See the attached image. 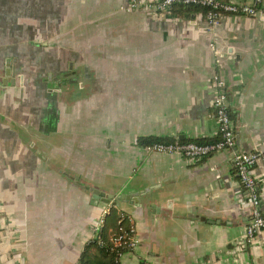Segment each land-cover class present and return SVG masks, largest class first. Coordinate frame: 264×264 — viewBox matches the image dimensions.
Listing matches in <instances>:
<instances>
[{"label": "crops", "instance_id": "0c3cea01", "mask_svg": "<svg viewBox=\"0 0 264 264\" xmlns=\"http://www.w3.org/2000/svg\"><path fill=\"white\" fill-rule=\"evenodd\" d=\"M225 1L258 13L209 27L132 0H0V264H77L106 210L110 229L117 211L140 239L120 264H264L230 151L138 143L218 139V75L238 149L264 153V0ZM252 174L264 211L263 158Z\"/></svg>", "mask_w": 264, "mask_h": 264}, {"label": "built area", "instance_id": "2783aa9c", "mask_svg": "<svg viewBox=\"0 0 264 264\" xmlns=\"http://www.w3.org/2000/svg\"><path fill=\"white\" fill-rule=\"evenodd\" d=\"M175 5L183 6H203L209 7V11L204 16L205 22L209 27L216 26L228 14H244L249 16H256L258 11L255 7L245 3H237L234 1L225 0H157L149 2L146 0H132L129 4V9L145 8L158 15L170 16L172 15ZM215 95L213 99V108L218 124V140L215 142L200 143L197 141L190 142H170V143H154L147 146L148 150L159 152H178L189 158H205L213 153L228 150L231 154L233 165L236 169L238 177L248 194V202L251 209L250 222L246 228V241L251 242L257 233L264 230V211L261 209V199L257 188V180L252 174V167L257 161L264 159L262 152H247L241 151L237 147L234 124L231 119L229 99L226 91V84L220 76L214 78ZM109 211H104L96 229L93 234V239L102 241L103 235L98 231L106 225V217ZM122 219L129 220L128 216ZM122 234L113 238L116 245L129 247L130 250L138 247L140 239L136 234L133 225L131 231L128 233L122 229ZM147 264V263H146Z\"/></svg>", "mask_w": 264, "mask_h": 264}, {"label": "trees", "instance_id": "16d2710c", "mask_svg": "<svg viewBox=\"0 0 264 264\" xmlns=\"http://www.w3.org/2000/svg\"><path fill=\"white\" fill-rule=\"evenodd\" d=\"M209 11V7L203 6H183V5H175L173 8V12L176 14H186L192 15L193 12L195 14L201 13V15H206ZM216 140H201L198 141L200 143H208L215 142ZM170 143L165 138L161 137H141L138 141L141 146H150L154 143ZM114 211L112 221L115 223V227L110 229V224H106L102 227L98 233L103 235L102 241L100 242L98 239L91 238L85 250L81 253L77 264H120V256L124 252L130 251L129 247L116 245L113 241V238L118 237L122 234V229L128 233H132L131 229L133 225L127 221L126 219L120 218ZM111 214V213H110Z\"/></svg>", "mask_w": 264, "mask_h": 264}, {"label": "water", "instance_id": "95a60500", "mask_svg": "<svg viewBox=\"0 0 264 264\" xmlns=\"http://www.w3.org/2000/svg\"><path fill=\"white\" fill-rule=\"evenodd\" d=\"M15 74V69L10 65L9 61H7V69H6V75L11 76ZM93 193V197L95 199L101 200L106 203H114L115 205H119L121 202H135L139 203V193L136 192H128V193H107L102 191L98 188H92L91 189Z\"/></svg>", "mask_w": 264, "mask_h": 264}, {"label": "rangeland", "instance_id": "374dc122", "mask_svg": "<svg viewBox=\"0 0 264 264\" xmlns=\"http://www.w3.org/2000/svg\"><path fill=\"white\" fill-rule=\"evenodd\" d=\"M140 243V242H139ZM139 246V245H138Z\"/></svg>", "mask_w": 264, "mask_h": 264}]
</instances>
